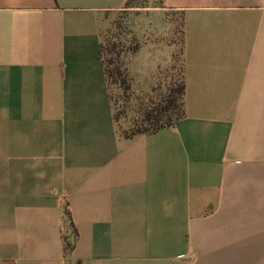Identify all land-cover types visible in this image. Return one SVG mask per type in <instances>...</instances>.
<instances>
[{
	"label": "crops",
	"instance_id": "crops-1",
	"mask_svg": "<svg viewBox=\"0 0 264 264\" xmlns=\"http://www.w3.org/2000/svg\"><path fill=\"white\" fill-rule=\"evenodd\" d=\"M124 2L0 0V264H264V0L144 9L179 16L183 113L130 135L99 54Z\"/></svg>",
	"mask_w": 264,
	"mask_h": 264
},
{
	"label": "rangeland",
	"instance_id": "rangeland-1",
	"mask_svg": "<svg viewBox=\"0 0 264 264\" xmlns=\"http://www.w3.org/2000/svg\"><path fill=\"white\" fill-rule=\"evenodd\" d=\"M152 0H143L148 5ZM143 8H124L107 12L99 31L101 60L107 71L106 88L114 125L118 133L132 132L142 112L157 100V94L175 88L182 79L179 16L176 13L152 18L149 28L140 16ZM172 43V50L168 45ZM139 52L154 55L153 63H132ZM116 69V73H115Z\"/></svg>",
	"mask_w": 264,
	"mask_h": 264
},
{
	"label": "trees",
	"instance_id": "trees-1",
	"mask_svg": "<svg viewBox=\"0 0 264 264\" xmlns=\"http://www.w3.org/2000/svg\"><path fill=\"white\" fill-rule=\"evenodd\" d=\"M143 0H125L123 8H146V7H161L162 0H152L149 4L143 5ZM180 27V22H179ZM180 32V42H182V32ZM101 43H99V54H101ZM181 49V48H180ZM101 58V57H100ZM102 63V71L104 74V79H106L107 72L112 74L113 72L107 71ZM116 73V69H115ZM182 93H183V83L182 79L177 87L167 88L166 91L157 94V100L151 103L142 112L141 121L137 124V128L132 132H124L125 135H130L135 132L142 131H153L162 126L169 125L178 119L183 113L182 106ZM113 116V115H112ZM113 118V117H112Z\"/></svg>",
	"mask_w": 264,
	"mask_h": 264
}]
</instances>
